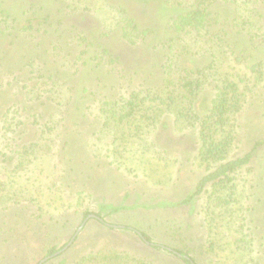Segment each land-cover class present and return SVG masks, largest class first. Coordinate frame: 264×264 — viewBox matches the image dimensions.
Here are the masks:
<instances>
[{
	"label": "rangeland",
	"instance_id": "obj_1",
	"mask_svg": "<svg viewBox=\"0 0 264 264\" xmlns=\"http://www.w3.org/2000/svg\"><path fill=\"white\" fill-rule=\"evenodd\" d=\"M19 1L0 0V6L15 8ZM110 1L127 5L137 14L140 25L150 28L157 36L173 16L160 0H109L107 4H114ZM213 8L219 11V24L233 31L231 37H239L241 44L234 48L236 54L244 49L246 57L264 63V39L255 38L247 45L236 33L238 28L233 27L241 16L249 18L253 31L261 30L259 36L264 38V0H249L238 11L234 6H218V2ZM22 38L25 42L17 41L6 49L10 51L6 61L1 59L0 53V185L3 187L0 192V264H91L84 259L98 254H109L117 264H120L119 256L128 257L130 262L125 264H181L164 251L148 249L133 232L117 229L123 226L149 233L156 244L165 248L180 247L182 240L197 264H241L242 255L232 238V231L241 222L250 229L246 233L253 234L256 264H264V82L244 98L229 156H242L256 149L255 155L249 168L235 177L230 211L213 216L216 217L213 220L207 217L204 207L206 193L191 206L171 208L167 205L188 196L204 173L194 158L196 130L173 125L171 117L162 115L156 126L130 137L129 144L116 147L113 133L120 134L121 130L109 129L110 132L104 128L97 103H89V99L97 100L98 94L107 91L98 90V96L93 98L90 94L77 97L81 86L93 87L73 66V56H67L65 61L61 58L47 61L51 69L64 65L59 72V86H49V89L56 91L60 87L63 94L71 96L68 103L54 106L53 97L45 92L40 101L30 103L25 109L20 101L27 90L12 85V75L2 71L4 64L16 60L19 54L23 57L36 43ZM139 57L142 62L146 60L147 67L159 60L154 53ZM191 61L197 64L195 61L201 60ZM184 63L189 62L184 60ZM220 72L236 80L239 76L250 78L243 64L227 56L220 59ZM139 73L131 83L134 89L141 86L148 75L147 70ZM120 82L123 89L119 93H123L130 84L125 80ZM113 88L106 94L112 96L116 92ZM82 95H87V99ZM55 98L59 100L58 96ZM203 103L200 100L198 105ZM11 106L16 109L8 121L16 129V135L1 130L2 113ZM35 114L41 115L37 124ZM49 120L48 129L44 124ZM66 142L68 146L64 148ZM31 143L38 145L37 153L28 160L29 166L13 174L17 147ZM94 187L99 188V195ZM101 191L107 192L106 200L114 201L117 206L123 203L126 209L134 210L124 211L123 216H105L108 213L105 211L103 220L114 226L113 229L96 219H88L77 232L83 210H88L92 216L98 213ZM177 226H182V236L174 239L170 233ZM210 242L215 245L213 254L204 249ZM63 246L58 255L45 258L50 248ZM134 259L136 261H131Z\"/></svg>",
	"mask_w": 264,
	"mask_h": 264
},
{
	"label": "trees",
	"instance_id": "obj_2",
	"mask_svg": "<svg viewBox=\"0 0 264 264\" xmlns=\"http://www.w3.org/2000/svg\"><path fill=\"white\" fill-rule=\"evenodd\" d=\"M107 1L109 0H21L15 8L0 6L2 60H7L10 51L6 49L10 45L14 46L17 41L25 42L22 37L28 41H36L23 57L19 54L16 60L4 64L5 70L2 71L12 75V85L27 90L20 101L25 109L30 107V103L40 101L45 92L53 97L52 104L60 107L62 102L66 105L71 96L63 94L60 87L55 91L50 90L49 86L55 88L60 84L59 72L64 69V65L51 69L47 61L50 58L65 61L67 56H73V66L93 87L89 89L81 86L76 93L77 97L81 94H90V98L99 95L97 100L89 99V103H97L98 115L104 120V128L121 130L120 134L112 132L116 147L129 144L130 137L139 136L156 126L162 115L171 117L173 125L196 130L194 158L204 169V173L197 179L188 196L167 205L171 208L191 206L206 193V214L214 220L216 217L213 216L230 211L234 202L235 177L249 168L255 155L256 149L242 156H229L244 98L264 82V63L246 57L244 49L236 54L234 48L241 44L239 37H231L233 31L230 32L228 26L219 24V11L213 8V4L218 2V6H234V10L238 11L249 0H160L173 16L167 20L164 30L158 36L150 28L140 25L137 14L127 5L112 1L110 2L116 5H109ZM248 20L241 16L233 23V27L238 28L236 33L242 36L240 40L247 45L255 38L264 39L259 36L261 30L254 32ZM142 47L143 54L139 52ZM153 53L158 55L159 60L157 64L147 67L146 60L142 62L139 56ZM226 56L243 64L245 72L249 73L253 81L240 76L238 80L232 79L228 73L220 72V59ZM192 59L201 61H195V64L191 63ZM184 60L189 63L185 64ZM140 70H147L148 75L143 84L134 89L131 83L134 77H138ZM118 75L121 76L120 79L116 78ZM121 80L130 84L123 93H119L123 89ZM113 87L116 92L112 96L107 95ZM102 89L107 92L97 95V91ZM57 96L59 100L55 98ZM82 97L87 99V95ZM200 100L204 101L201 106L198 105ZM86 107L89 109L90 104ZM14 109L16 107L11 106L2 113L4 122L1 130L16 135V129L8 121ZM31 109L34 110L33 107ZM34 117L37 124L41 115L35 114ZM50 124L51 120L44 125L48 128ZM13 139L14 137L11 138ZM43 146L45 145L42 143V149ZM67 146L68 142L64 148ZM37 147L33 143L17 147L18 151L14 154L16 164L11 170L13 174L29 166L28 160L35 156ZM94 189L99 195V188ZM2 190L0 185V192ZM106 194L107 192H100L101 204L93 217L88 210H83L78 227L83 228L88 219H96L113 229L114 226L103 220L105 211H108L105 216H123L124 211L134 210L126 209L123 203L117 206L114 201L106 200ZM107 201H110L109 204H106ZM117 229L133 232L142 245L153 251H164L181 264H197L189 246L182 240L180 247L165 248L156 244L151 235L143 230L128 226ZM247 229V224L241 222L232 231L233 243L242 255L241 264H256L253 234H247ZM182 230V226H177L171 230L170 235L179 239ZM65 246L50 248L45 253V258L58 255ZM214 247L210 242L204 249L206 253L213 254ZM84 260L91 264H117L109 254H98ZM118 260L120 264L130 262L128 257L119 256Z\"/></svg>",
	"mask_w": 264,
	"mask_h": 264
},
{
	"label": "water",
	"instance_id": "obj_3",
	"mask_svg": "<svg viewBox=\"0 0 264 264\" xmlns=\"http://www.w3.org/2000/svg\"><path fill=\"white\" fill-rule=\"evenodd\" d=\"M91 216H92V215H91ZM92 217H93V216H92ZM80 229H81V228H79V229L77 230V232L80 231ZM77 232H76V234H77Z\"/></svg>",
	"mask_w": 264,
	"mask_h": 264
}]
</instances>
